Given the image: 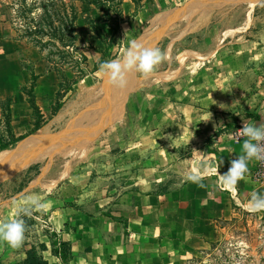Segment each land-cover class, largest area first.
<instances>
[{
  "label": "crops",
  "instance_id": "1",
  "mask_svg": "<svg viewBox=\"0 0 264 264\" xmlns=\"http://www.w3.org/2000/svg\"><path fill=\"white\" fill-rule=\"evenodd\" d=\"M179 1L120 0L119 27L126 24L133 32L149 10L155 9L154 14ZM190 1L157 12L152 23L160 25ZM258 19L256 30L250 22L224 38L220 60L203 58L206 62L192 73L182 72L186 62L162 73L168 87L146 117L151 141L135 149L138 159L124 161L138 167L123 176L121 188L64 176L40 197L38 211L29 207L36 215L42 212L50 228L70 242V264H184L193 249L216 237L217 217L234 204H249L253 193L264 194V185L254 177L255 159L235 184L221 177L242 154L245 138L235 139L232 130L243 123L264 125V15ZM241 38L247 46L239 45ZM33 191L30 183L18 189L10 208L0 207V218L10 216L22 197L37 196ZM32 242L24 239L18 248L0 243V264L23 259ZM46 245L42 254L57 264Z\"/></svg>",
  "mask_w": 264,
  "mask_h": 264
},
{
  "label": "rangeland",
  "instance_id": "2",
  "mask_svg": "<svg viewBox=\"0 0 264 264\" xmlns=\"http://www.w3.org/2000/svg\"><path fill=\"white\" fill-rule=\"evenodd\" d=\"M65 1L67 0H26L31 8V16L42 20L48 13L50 18L56 19L54 25L61 24L63 8H66L63 4ZM119 1L74 0L77 9L76 31L79 36L76 44L86 54V73L67 92L65 102L58 112L52 114L55 92L58 89V73L53 63L42 56L48 49L54 50V46L48 43L44 49L39 50L30 41L13 38L17 31L12 26H25V18L20 15L24 8L22 0H0V134L8 138L4 120V106L7 101H1L7 96L12 100V131L16 135L26 134L15 143L0 148V207L4 204L3 208H10V197L28 183L33 186V192L39 198L42 197L62 177L61 172L64 170H67L64 175L67 178L79 177L81 180H89L91 183L87 182L90 185L104 184V187L121 188L120 181L123 176L130 175V169L133 172L137 166H134V162L124 164V161L138 159L136 157L140 152L135 149H139L142 142L151 141L147 140L151 129L146 127V117L160 92L168 87L167 82L162 80V73H170L175 67L181 68L185 62L188 66L185 65L182 72L192 73L198 64L206 62L203 58L210 61L220 60L219 48L226 36H232L250 22V29L256 30V24L260 20L258 18L264 15V0H212L205 9L185 12L187 6H193L200 1L192 0L187 6L176 8L178 19L176 17L165 27L164 34L151 47L159 48L165 53L164 60L148 76L132 72L134 85L129 89L116 114L101 131L89 136L78 128L90 121L85 106L99 97L100 100L105 98L101 92L109 82L107 76L100 71V65L120 58L132 41L141 38L143 31L157 30L165 24L164 19H161L160 25L152 23L154 14L172 6H182L189 0L168 4L154 14L150 13L156 11L155 9L149 10L145 14L148 19L143 18L133 32L128 31L130 27L126 24L125 29L119 27V21L123 18ZM10 17L17 23L12 24ZM46 28L49 29L48 26ZM241 41L242 44L239 45L247 46L242 38ZM56 56L53 54V57ZM181 58L185 60L180 66ZM96 64L97 68L94 69ZM30 67L38 74L34 85V98L42 113L40 117L38 113H34L24 94V90L32 82ZM66 72L71 75L73 71ZM143 115L145 116L142 118ZM42 118H45V122L36 130L30 131L34 120ZM19 145L30 146L29 152L21 155L19 160L28 159L31 153L41 155L42 158L39 156L22 168L9 172L3 166L2 160L14 153ZM34 212L30 208L29 215H21L26 226L24 239L33 241L32 245L42 254V244L48 243L51 247L52 237L49 238L47 234L50 235L52 229L45 215L41 216L42 212H37V215ZM215 225L216 237L193 249L184 264H264V210L254 212L250 210L249 204H234L226 215L216 218ZM59 262L58 257L57 264Z\"/></svg>",
  "mask_w": 264,
  "mask_h": 264
},
{
  "label": "trees",
  "instance_id": "3",
  "mask_svg": "<svg viewBox=\"0 0 264 264\" xmlns=\"http://www.w3.org/2000/svg\"><path fill=\"white\" fill-rule=\"evenodd\" d=\"M23 12L20 13L25 20L24 28L13 25L17 33L13 38L25 39L33 43L34 46L39 47V50L45 48V45L51 43L54 46V50L48 49L46 54L42 56L46 60L53 63L57 73H58V89L55 92V101L52 106L51 113L55 114L62 107L65 102L66 94L74 88V84L78 82L86 73L85 62L87 60L86 54L78 48L76 41L78 39V33L76 31V19H77V9L74 0H67L63 2L66 8H63V19L60 25H54L55 18L49 17L47 13L45 18L42 20L36 19L34 16L29 14L30 6H28L26 0H22ZM27 5V6H26ZM68 6V9H67ZM28 18V19H27ZM53 18V20H52ZM55 19V20H54ZM12 24L17 23L13 17L9 18ZM49 27V29L46 28ZM44 37H47L44 40ZM109 45V42H107ZM56 54V57H53ZM72 67V68H71ZM97 68V64L94 69ZM93 69V70H94ZM70 70L72 73L69 75L66 71ZM30 73L32 82L27 90H24L26 95V100L33 108L34 113H38V116H42L40 110L35 101L34 95V85L38 77L32 67H30ZM2 102L7 101L4 106V120L6 126V132L8 138H4L0 134V148H4L17 140L24 137L26 134L16 135L12 131L11 127V105L12 100L10 96L1 100ZM45 122V118L41 120L35 119L32 123V128L30 131H34L40 127L42 123ZM47 234V233H46ZM51 239V252L60 258L58 264H70V258L72 257L71 244L68 240L62 238L59 232L55 230L50 231V235L47 234ZM52 235V236H51ZM47 248L45 244H42V249ZM14 264H49L47 258L43 254L39 253L34 245H30L26 249V255L23 259L19 260Z\"/></svg>",
  "mask_w": 264,
  "mask_h": 264
},
{
  "label": "clouds",
  "instance_id": "4",
  "mask_svg": "<svg viewBox=\"0 0 264 264\" xmlns=\"http://www.w3.org/2000/svg\"><path fill=\"white\" fill-rule=\"evenodd\" d=\"M164 58L165 53L159 48H147L137 41H132L120 58L102 63L100 71L107 76L111 85L123 88L127 83L126 77L129 72L136 71L148 76ZM238 133L245 138L242 143V154L233 159L228 171L221 175L225 183L235 184L243 179L249 171L248 163L251 160H264V125L243 123ZM39 199L35 195L22 197L14 204L10 216L0 218V243H6L12 248L22 245L26 226L20 217L30 214L29 207L41 208ZM249 208L254 212L264 210V194L253 193Z\"/></svg>",
  "mask_w": 264,
  "mask_h": 264
},
{
  "label": "bare ground",
  "instance_id": "5",
  "mask_svg": "<svg viewBox=\"0 0 264 264\" xmlns=\"http://www.w3.org/2000/svg\"><path fill=\"white\" fill-rule=\"evenodd\" d=\"M210 1H212V0H204L203 2H201V0H200L199 3L194 4L193 6H187L186 5L188 8L185 12H194L196 10L205 9L204 7H206V5L209 4ZM214 2H216V0ZM177 9H179V8H177ZM177 9L168 15V17L166 18L165 24L162 25V23H161L162 26H160L157 30H154L151 32L148 31V32L144 33L141 36V38L137 39L136 41L141 43L145 47L150 48L155 43V41H157V39L164 34L165 27L168 24H170L177 17V12H178ZM179 11L181 12V10H179ZM177 19H178V17H177ZM187 31H188V29H187ZM132 72H129L127 74V77H126L127 83L123 88H117V87H115L109 83L105 87V89L101 92V95L103 96V98L105 97L104 99H101L102 101L99 99L101 97H99L98 98L99 100L97 99L98 101L95 100V101H93V102H91L85 106V109H88L87 111H88V114L90 115V121H88L87 123L86 122L83 123L81 126H79L78 129H80L83 133L85 132V133L89 134V136H94L99 131H101L105 126H107L109 124V122L111 121L113 116L116 114L117 110L119 109L122 101L126 98V95L129 91V89L134 85L133 78H131ZM69 134L72 135L71 132ZM29 150H30V146L27 147L26 145H19V147H17V150L14 153H12L11 155H7L2 160L3 166L4 167L6 166V169H8L7 171L10 172L14 169L22 168L23 166L28 164L32 159H36L39 156L41 157V155L38 156L36 153L35 154L31 153L30 154L31 156L28 157V159H25V158H23L24 160L18 159L21 155L23 156L24 154H27L29 152ZM36 151L38 152V150H36ZM2 170H3V168H2ZM4 172L7 173L6 170ZM66 172H67V170L62 171L61 176L63 177L66 174Z\"/></svg>",
  "mask_w": 264,
  "mask_h": 264
},
{
  "label": "built area",
  "instance_id": "6",
  "mask_svg": "<svg viewBox=\"0 0 264 264\" xmlns=\"http://www.w3.org/2000/svg\"><path fill=\"white\" fill-rule=\"evenodd\" d=\"M242 126L243 125L236 126L232 130V134L235 139L241 138V136H239L238 130L242 128ZM254 177L264 185V160H257Z\"/></svg>",
  "mask_w": 264,
  "mask_h": 264
}]
</instances>
